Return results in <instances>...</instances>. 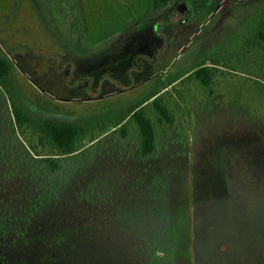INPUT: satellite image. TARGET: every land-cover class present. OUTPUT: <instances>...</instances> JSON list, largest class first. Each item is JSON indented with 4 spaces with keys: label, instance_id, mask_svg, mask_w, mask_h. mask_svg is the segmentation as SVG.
<instances>
[{
    "label": "rangeland",
    "instance_id": "374dc122",
    "mask_svg": "<svg viewBox=\"0 0 264 264\" xmlns=\"http://www.w3.org/2000/svg\"><path fill=\"white\" fill-rule=\"evenodd\" d=\"M238 4L214 29L220 13H194L186 25L165 22L176 9L190 12L186 0L161 10L153 0H58V7L49 0H0V56L23 103L39 117L72 121L133 104L158 77L187 70L202 56L216 68L208 88L177 81L160 93L175 113L172 127L156 122L152 100L143 105L156 123L151 158L135 157L131 123L126 138L110 131L90 151L97 153L96 179L120 177L113 209L129 207L123 221L116 222L120 213L99 210L89 238L74 248L44 246L49 250L41 254L32 243L6 250L12 263L36 264L43 255L38 264H144L149 244L169 237L174 245L166 264H264V46L244 54L239 39L264 0ZM193 33L195 40L176 51ZM165 44L162 58H174L167 65L155 60ZM155 204L167 213L158 229L148 228L156 223L147 216L126 222L136 206ZM104 216L112 223L102 224ZM56 236L62 241L63 231Z\"/></svg>",
    "mask_w": 264,
    "mask_h": 264
},
{
    "label": "trees",
    "instance_id": "16d2710c",
    "mask_svg": "<svg viewBox=\"0 0 264 264\" xmlns=\"http://www.w3.org/2000/svg\"><path fill=\"white\" fill-rule=\"evenodd\" d=\"M49 1L59 6L58 0ZM174 1L153 0V7L161 10L172 6ZM255 16L254 24L246 26L239 35L244 54L264 46V5L257 9ZM75 27L81 41L83 31L78 20ZM165 47L166 44L155 60L164 61L167 65L168 57L162 58ZM215 69L207 66L205 56L199 57L187 70L171 73L165 78L158 77L156 86L133 104L110 107L104 113L78 120L61 121L39 117L29 111L22 101L9 62L0 56V264H14L6 250L27 249L32 243L35 251L41 254L49 250L45 248L62 246V243L64 250L74 248L77 242L89 238L88 232L96 223L99 210L120 213L122 219L116 222L123 221L129 207L113 209L115 198L123 190L119 187L120 177L105 174L104 178H109V181L96 179L97 153L90 155V151L110 131L112 135L126 138L128 124L131 123L138 135L135 157L141 162L151 158L157 148L156 123L143 105L152 100L150 105L156 114V122L172 127L175 113L160 93L177 81L208 88L215 79ZM154 181L152 184L159 187V194L163 188L157 177ZM154 197L149 196L145 201L152 204ZM136 207L138 211L126 222L137 223L147 216L155 220L156 224L148 227L153 230L159 228L157 225L163 223L167 214L161 205L155 204V208L150 206L148 209L147 206L142 209ZM112 221L111 216H104L101 220L107 225ZM60 230L63 231L62 241L56 236ZM48 233L55 238L46 243L43 238ZM173 242L174 239L169 237L152 241L144 264H166ZM158 253L165 256H157ZM46 257L40 255L34 261L38 264ZM27 261L25 259L19 264Z\"/></svg>",
    "mask_w": 264,
    "mask_h": 264
},
{
    "label": "flooded vegetation",
    "instance_id": "af4514ba",
    "mask_svg": "<svg viewBox=\"0 0 264 264\" xmlns=\"http://www.w3.org/2000/svg\"><path fill=\"white\" fill-rule=\"evenodd\" d=\"M238 1H240V4H241V0H186V3L189 6L190 12L188 11L189 12L188 13L187 11H185V12L180 13L176 9V11L173 12L172 14L169 13L168 18L165 20V22L167 24L169 23L181 24V21L185 20V23H184L185 25L191 22L190 20H192L193 18L192 15L194 13H196L194 17L198 16V13L199 14L206 13V16H211V17H213V15L217 13H220L222 14V17L218 21L216 28H214V29H217L218 27H221L223 25L225 20H227L228 18L227 16L231 14L234 8L237 7L236 4ZM240 4H238V7ZM262 5L257 6L255 9V12ZM194 34L195 33L190 34L188 36L187 42H184L182 46H180V48H178L176 51H181L182 49H186L191 44V41L195 40L196 36ZM179 54H182V53H179ZM166 60H168V64H170L174 60V58H172V56H169Z\"/></svg>",
    "mask_w": 264,
    "mask_h": 264
},
{
    "label": "water",
    "instance_id": "95a60500",
    "mask_svg": "<svg viewBox=\"0 0 264 264\" xmlns=\"http://www.w3.org/2000/svg\"><path fill=\"white\" fill-rule=\"evenodd\" d=\"M184 23H185V20H182V21H181V24H184ZM154 28H155V30H156V29H157V26L155 25Z\"/></svg>",
    "mask_w": 264,
    "mask_h": 264
}]
</instances>
